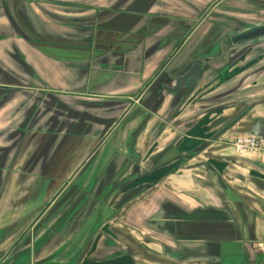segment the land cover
<instances>
[{"label": "crops", "instance_id": "0c3cea01", "mask_svg": "<svg viewBox=\"0 0 264 264\" xmlns=\"http://www.w3.org/2000/svg\"><path fill=\"white\" fill-rule=\"evenodd\" d=\"M263 26L264 0H0V264H264V155L232 145L264 136V35L236 39Z\"/></svg>", "mask_w": 264, "mask_h": 264}, {"label": "built area", "instance_id": "2783aa9c", "mask_svg": "<svg viewBox=\"0 0 264 264\" xmlns=\"http://www.w3.org/2000/svg\"><path fill=\"white\" fill-rule=\"evenodd\" d=\"M232 145L238 153H259L264 155V136H239L232 141Z\"/></svg>", "mask_w": 264, "mask_h": 264}, {"label": "water", "instance_id": "95a60500", "mask_svg": "<svg viewBox=\"0 0 264 264\" xmlns=\"http://www.w3.org/2000/svg\"><path fill=\"white\" fill-rule=\"evenodd\" d=\"M259 35H264V26L254 28L253 30L245 34L238 36L236 39H247V38H251V37H255ZM199 70H200V67L196 63H194L186 73H184L182 76L177 78V81L175 83V87L173 90H176L178 87L182 85H187L191 83L193 79L196 77V75L198 74Z\"/></svg>", "mask_w": 264, "mask_h": 264}, {"label": "trees", "instance_id": "16d2710c", "mask_svg": "<svg viewBox=\"0 0 264 264\" xmlns=\"http://www.w3.org/2000/svg\"><path fill=\"white\" fill-rule=\"evenodd\" d=\"M209 122V119L206 117L204 121H202L199 125H198V129L196 131H194V133L196 135H200L201 137H207L209 134H210V131H208V127H207V124ZM192 143H190L189 145H191ZM179 163H174L172 165H169V166H163L161 168H158L156 170L155 173L153 174H149L148 175V178L147 179H143V178H140L138 180H141L143 179L144 182L148 181V182H155L156 180H158L160 178V176H162V174L164 172H168L169 170H173L176 168V165H178ZM134 181L128 183L127 185L129 184H132Z\"/></svg>", "mask_w": 264, "mask_h": 264}, {"label": "rangeland", "instance_id": "374dc122", "mask_svg": "<svg viewBox=\"0 0 264 264\" xmlns=\"http://www.w3.org/2000/svg\"><path fill=\"white\" fill-rule=\"evenodd\" d=\"M4 134H6V133H0V138H3V135H4ZM1 136H2V137H1ZM4 137H5V136H4ZM15 140H17V138H16ZM176 166H178V165H176ZM19 183H20L19 181H16V184H19ZM113 198H115V197H112V199H113Z\"/></svg>", "mask_w": 264, "mask_h": 264}]
</instances>
